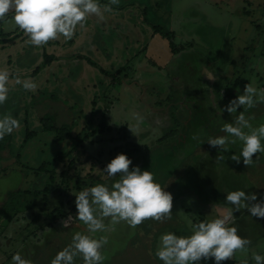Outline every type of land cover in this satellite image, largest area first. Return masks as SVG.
<instances>
[{
  "label": "rangeland",
  "instance_id": "1",
  "mask_svg": "<svg viewBox=\"0 0 264 264\" xmlns=\"http://www.w3.org/2000/svg\"><path fill=\"white\" fill-rule=\"evenodd\" d=\"M124 2H128L130 4L135 2V5L142 3L140 8L136 6H130L126 8L124 13L119 14L123 16H125V14H127V16L137 15L139 17V22L132 23L130 20L129 22L125 23L129 29L125 36L127 38L129 37V39L131 37V31H135V28H132V25L135 24L139 25V29L144 30L143 34L140 33L141 39L148 33L151 26H159L163 31L165 30L164 27L168 28L169 30L184 29L185 32L189 31L186 29L187 24H181L182 22H186V17H180V15L172 12L173 9L175 12H180L182 11V8L188 7L187 9H191V11H196L199 13L197 19L192 18L189 20V25L193 28V30H202L203 33L189 34L193 37L192 39H188L186 42H191L190 45L192 46L190 47L187 45L181 49V52L178 51L176 53L179 54L185 52V54H194V51H198L203 55V57L209 58L210 61L216 60V58L217 60L221 58L222 61L224 57H229L227 56L228 51L226 50V46L230 45L229 52L234 57L232 65L233 72L228 69L222 70L219 74H221V78L224 79L219 82L218 85H215L213 92L212 88L208 89L206 96L201 102L204 104V108H206L205 111L208 113H211L209 108L210 103L213 100L212 96H215L217 99H215L217 106H219L220 109H223L230 101L227 99L225 93H227L228 96H233V98L241 95L246 84L244 82L246 78L249 82L248 84H252V86L258 90L263 89L264 68L263 70L252 68L250 72L249 64H252L256 53L260 55L261 51L263 52L264 59V17L261 21L257 20V24L255 26H258V28L252 26L253 24L247 23L244 20L243 15H241L243 10L242 7H244L243 0H124ZM169 4L172 6L171 11L170 7L168 9ZM192 5L198 6L199 11L195 10ZM129 13L132 14L130 15ZM181 18H183L181 20L182 22L177 23V19ZM192 20H195V22H192L193 25L190 23ZM109 24L110 23L108 21L107 25ZM97 27L99 28V25H97ZM145 29H148V31L146 32ZM211 29L218 32L216 42L214 40H210L209 30ZM96 30L99 32V29ZM119 33L120 31L116 32L118 35ZM137 33L138 31L136 30L134 36ZM96 35L98 37L100 34L97 33ZM105 36L108 38V34ZM120 38H123V36ZM108 39L110 40V37ZM172 42L175 45H178L179 40L178 38L173 37ZM103 43L105 49H101V52L100 50L97 52L100 55H96L97 53L95 51H91L85 55L95 62L101 69L106 71V74H104L105 76L112 78L110 82L109 79L106 80V85L105 81L102 82V78H100L101 76L99 77L97 71L91 69L96 72L93 74V80L96 82V86L94 89H92L91 96H100L101 98L108 97L109 101L111 102V104H107L108 102H106V98L104 99L106 102L105 109L108 110V117L107 119H104V127H109L110 130L107 131L105 129L100 135L92 136L89 139L83 140L82 142H80L79 139L82 138L83 135L80 134L77 136V140H75V142H77L76 145L73 146L70 153L62 156L60 155V162L54 163L50 161L48 164H45V170L47 171L46 173H43V170L36 172L38 166L26 164V166L19 167L15 159L11 160L10 156L12 155L13 150L17 149V145L13 144L12 142L10 143V148L7 152L8 154L6 153V155L0 160V217L6 219L8 211V215L11 218L15 217V213L18 215L19 213L25 215L26 213L28 221L31 214L39 216V221L34 224L35 226L26 222L23 229H21L22 235L28 233L32 234L35 231L42 232L44 224L51 222L49 213L52 210H57L59 213L63 212L67 215L65 218H58L55 220V228H58L57 225L60 226V228H58L59 230L65 227L68 228L71 226V223L80 225L81 222L76 217L77 210L74 206L75 194L84 188L94 186L98 183L110 185L113 182V179L109 178L103 172V170L111 159H113L117 154H122L124 150L132 151L136 147V153H134L133 156H128V158L130 157L132 161L130 169L131 167L136 166L141 170L151 171L154 174L156 182L159 183L165 191H167L170 181L179 174L178 169L176 171L173 170V158H171V165L169 167H166L164 164L158 165V163H160V157L158 155L162 154L161 149L170 148V145L173 143V141L171 139H163L160 141L158 140L157 142V139L161 137L163 127L168 126L169 124L166 116L167 104L164 101L165 94L169 92L168 95L173 94V96H180V93L173 90V85L169 86L168 76L164 75L166 72L165 69L164 71H154L153 74H155V79L153 78V75L151 78L153 81H150V79H144L143 73L136 76L133 80L137 83V87L143 90V92H146V85L141 86L140 84L142 83L149 81L147 84L150 83V85L156 86H154L155 89L150 93L146 92L151 101V106H149L150 109L148 106L140 102L139 99H141V95L139 96L138 94L134 98H138L139 102L137 101L136 103H128L130 100L129 93L127 97L126 93L123 91V86L122 84H119V81H121V78H123L124 69H128L131 74L134 72V69L136 70L137 66L134 64V57L131 56L128 58L127 52H124L122 55L119 48L110 49L105 45L106 43L104 38ZM113 44L117 46L118 41L115 39V41L112 42V45ZM140 45H143L142 40ZM215 50L222 51V56L217 57V54H214ZM6 53V50L2 51V55L4 56L5 60L7 55ZM107 56H109V58L105 60ZM164 56L166 57V55ZM172 57L173 60L179 58L177 57V54H173L171 58ZM125 60L129 61L128 65L124 64L126 62ZM0 67L4 68L5 65H0ZM114 69H118L117 74L114 72ZM68 71L70 75L73 74V70ZM129 72H127V74ZM208 73L213 77L214 80L216 79V72H212L211 70L208 71ZM234 73H236L237 76H240L241 79L243 78L240 82L245 84L240 85V83H238L237 87H234L233 83L230 82ZM225 87L226 90H223ZM188 91H190V87L189 89H184V92ZM238 91L242 93L238 94ZM147 95L143 94V97ZM25 100L27 101L28 98ZM8 101L9 100H6L4 104L0 105V108L5 106ZM77 101L73 103H62L58 100V102H60L59 104L47 103L42 106L44 109L51 107V109H54V112L56 113L55 115H61L63 120L67 118L64 121L65 124H73V118L79 115L80 110H82L81 103H76ZM112 102L115 103L113 104ZM153 103H158V106L154 105L155 107H153ZM182 107L183 105H181V108ZM26 108L28 110L30 106L26 104ZM182 109H180L181 115L184 117L186 114H188V116L185 117H189L191 107H189V109ZM34 111V109H31V115L34 114ZM38 112L40 113L41 110ZM239 112H245V114H249V116H251V114L255 115L256 117L254 118L256 119L251 118L250 120L254 127L264 124V103H257L255 107L247 109L246 111L244 107H241L238 109L236 115H238ZM51 113L52 112L45 113V115L50 116ZM6 114H8L7 109H2L0 111V117H3ZM16 115L19 116V113L16 112ZM223 116L225 117L224 120L219 121L221 126H223L226 122H234V115H230L226 111H223ZM246 117L248 116L246 115ZM37 119L38 118L34 119L35 123L37 122ZM52 120L54 122L57 121L54 115L52 116ZM19 121L22 127L23 122L21 120ZM94 121L97 120H94L93 118L92 122ZM79 122H81V120ZM30 123H32V120L28 124ZM27 128H29V126ZM211 128H213V131H211ZM214 128L215 125H212L211 121L209 120V132H204L200 126H197L195 128H189L187 133L189 135H194L195 137L194 140L196 141L197 145L194 147V150L197 149L196 151H198L200 148L199 152L204 153L203 155L207 156H209V154L212 152L216 158L211 160H213V162L216 161V165H224L225 161H228V163L230 162L232 166L229 169L233 171L235 177L227 175V167H218L217 172L213 176L214 179L212 184L210 183L212 186H208L202 185L201 183L198 184V181L193 175V171H190L186 177L181 180V185H179L173 193H170L173 197L171 219L164 220L163 222L149 219L135 228H132L126 223L122 222L115 226L114 231L108 232V237L111 240L109 241L108 246L111 244L109 247L112 249V251L118 250L119 247L122 250V244L128 249L126 253L121 252L117 255L110 252L112 260L110 264H156L153 260L156 257L155 251L159 236L163 234L160 233V230L163 227L170 225L175 227V221L177 224L180 221V226L186 224V226L191 227L189 221L191 224H195L198 223V220L205 221L217 217L215 211L218 213V215H220L219 212H223V210L219 209L215 204H205L202 200V198L205 200H210L214 190L218 191L224 187H230L234 189L233 186H235L236 189L234 190L247 191L250 189L251 192L256 193L258 196L260 194H263L264 196V167H260V169L257 170L256 168L254 169L250 168L249 166H244L243 171L238 173V165H240L241 162L237 164L228 157L227 159L225 157V159L219 160L217 159V148L210 147L208 142L203 145L204 141L211 138L209 135L214 133ZM76 129H80V124H78L75 128H72V130ZM88 130L90 129H86L84 132H89ZM218 133L219 132H217V136ZM31 141L32 140L30 139L28 142ZM0 143H3V141L0 140ZM262 143H264V141H262ZM188 148L189 147L187 145L184 146V149L187 150ZM230 149H237V152L238 150L240 152L241 144L238 142L237 144L230 146ZM199 152L193 153L197 154ZM234 153L236 154V152L233 151V154ZM165 154L169 153L166 152L163 154V156ZM175 155H177V157ZM184 155V150H178V153L174 154L175 159L178 160L176 164H179L180 161H182L181 158H183ZM64 156H66L65 159ZM194 170L196 171V169ZM211 173H213V171H211ZM211 173L210 175H212ZM237 173L240 176L236 178ZM199 174L200 171L197 170V174H195V176L197 175L198 177ZM254 180L260 181L261 184L253 187L251 183ZM76 182L80 183V190L75 189L74 185ZM46 186H48L49 190L48 192L44 193L42 191ZM67 196L70 200L69 204H65ZM238 213L239 212H236V214ZM261 219L264 221V218ZM72 233L73 232L69 231L67 237L68 239H66V237L62 238L63 240L61 242L63 243L62 245H64L63 247H66L70 244V235ZM51 235L52 233H47L37 243V245H34L30 242H34L35 238L29 236L26 238L27 244L30 245L29 247H33V249H35V246L41 248L43 239H49L46 236ZM57 235L58 234H53L50 239L55 238ZM9 239L12 244L14 239L12 237H9ZM59 240H61V238ZM56 243L57 242L54 244ZM53 247L55 248V246ZM257 247L263 248L264 240L258 244ZM119 255H126L127 257ZM150 258L154 259L150 260ZM11 264H13L12 260Z\"/></svg>",
  "mask_w": 264,
  "mask_h": 264
},
{
  "label": "crops",
  "instance_id": "2",
  "mask_svg": "<svg viewBox=\"0 0 264 264\" xmlns=\"http://www.w3.org/2000/svg\"><path fill=\"white\" fill-rule=\"evenodd\" d=\"M243 1H244L243 2L244 7H242L243 10L241 12V15H243L244 20L247 23L253 24L252 26H255L257 24L256 23L257 20L261 21L262 18L264 17V0H243ZM98 2L102 10L105 5H109V0H98ZM130 6L131 7L136 6L140 8L142 6V3H138L137 5H135V2H132L130 4L128 2H124V0H121L119 1L118 5H113V6L111 5L112 11L103 12V18L97 17L95 15L89 16L88 19L85 21L83 27L80 26L77 27L75 34L71 40L65 41L64 38L61 37L58 40L49 41L48 44L42 47H34L31 44L26 43L28 38L12 22L11 16L13 14L11 12L8 14L5 20L0 21V42H1L0 65H5V67L10 72L9 85H8L9 93L7 99L9 101L6 104L7 111L8 114L10 113L14 118L21 120L23 122L21 128L14 130L11 134H9L12 137L10 142L17 145V149L13 150L10 158L11 160L15 159L19 167L26 166V164L32 166L33 165L39 166L41 164L42 165L48 164L50 161L54 163L60 162V159H58V157L60 156L58 155L62 156L68 154L69 151L76 144L75 139H77V136H79L80 134L83 135L84 133H88V132H84V130L86 129H90L88 131L91 132L101 122H105L104 119H107L108 110L105 109L106 106L105 103L108 102L107 104H111L109 98L105 97L106 98L105 99L104 97L101 98L100 96H96V97L91 96V91L96 86V82L93 80V74L96 72H94L93 70L97 71L99 77L101 76L100 78H102V82L105 81L106 85H107L106 80L109 79L110 82L112 78L109 76L108 77L105 76L104 74H106V71L101 69L95 62H93L85 55L91 51H95L97 53L99 52V50L101 52V49L102 50L105 49L103 38L106 43L105 45L108 46L110 49L119 48L122 55L124 54V52H127L128 58L131 56L134 57L135 60L134 64L135 66H137L136 70L134 69V72L131 74V72H129L128 69H124V73H123L124 75L123 78H121L122 82L119 81L120 82L119 84H122L123 91L124 93H126L127 97L129 93L130 100L128 103L130 102L136 103L138 101V98H134V97L138 94L139 96L141 95L140 97L141 99H139L141 103H143L148 107L151 106L150 97L147 95V93L153 91L155 89L154 88L155 85H150V83L147 84L149 81L140 84L141 86L146 85L145 88L147 92L146 93L145 91L143 92V90L137 87L138 85L133 79L139 74L144 73L143 74L144 79H150V81H153L151 79L152 75L153 78L155 77V74H153V72L164 71L165 69L166 72L164 75L168 76L169 86L170 85L179 86L180 83H178V81L180 80L182 81V85H183V80L187 79L189 76L191 77L190 81H194V84H196L194 85V87L190 89L189 92H184L180 97H178L179 99L177 98L175 100L170 98L171 101L169 102V104L171 103L176 104L178 110L176 109L175 112L181 115L180 109L182 108L189 109L190 107L189 102H191V104L199 101L202 102V99L206 96L209 88H212V92L214 91L213 88L215 87V85L216 84L218 85V83L224 79L221 78L220 76L221 74H219L221 73L222 70L228 69L233 72L232 65H233L234 57L229 52L230 45L226 46V50L228 51L227 56L229 57H224L222 61L221 58H219L218 60L216 58V60L210 61L209 58L203 57V55L198 51H194V54L191 53L185 54V52L179 54L176 53L178 51L181 52V49L187 45L190 47L192 46L190 45L191 42L189 41L188 43L186 42L188 39H192L193 37L192 35L189 34L203 33L202 30L199 31L193 30V28L189 25L190 19L192 18L197 19V17L199 16L198 12L191 11V9H187L188 7L182 8V11L180 12H175L174 9L172 10L173 13L180 15V17L181 16L186 17V22L181 21L183 18L177 19L176 22L177 23L182 22L181 24L183 23L187 24L186 29L189 30L187 32H185L184 29L169 30L168 28L165 27H164L165 30L163 31L159 26H151L149 31L148 29H145V31L146 32L148 31V33L144 35V37L141 39L140 33L143 34L144 30L139 29L140 28L139 25L135 24L132 25V28L133 29L135 28V31H131V37L129 39V37L127 38L125 36V34H127V32L129 31L125 23L129 22L130 20L132 21V23L139 22V17L137 15L136 16L131 15L132 13L131 14L129 13L131 16H127V14L123 16L119 14L124 13L126 8ZM169 7L171 11L172 6H170V4L168 6V9ZM192 7L195 10L199 11L198 6L192 5ZM108 21L110 23L109 25H107ZM192 22H195V20L190 21V23L193 25ZM97 25H99V28L97 27ZM154 27L157 28L158 31H155L153 29ZM255 27L258 28V26ZM96 29H99V32H97ZM136 30L138 31V33L134 36ZM117 31H120L119 35L116 34ZM97 33L100 34L98 35V37L96 35ZM107 34H108V38L110 37V40L107 38V36H105ZM121 36H123V38H120ZM173 37L178 38L179 40L178 45H175L172 42ZM209 37L210 40H214L216 42V39L218 37V32L214 31L213 29L209 30ZM115 39L118 41L117 46H115L114 44L112 45V42H114ZM141 40L143 41V45H140ZM3 50H6L7 52L6 60L2 55ZM173 54H177V57L179 58L173 60V57L171 58ZM214 54H217V57L219 56L221 57L222 51L215 50ZM96 55H100V54L97 53ZM164 55H166V57ZM108 58L109 56H107L105 60H107ZM185 61H187L188 63ZM128 63L129 61L127 60L124 64L128 65ZM252 68L253 69L258 68L260 70H263L264 59H263L262 51L260 55L256 53V56L254 57L252 64H249L250 72ZM118 69H114V72H116V74ZM68 70H73V74L70 75L68 73L69 72ZM211 70L212 72L217 73V77L215 80L208 73V71ZM127 72L129 73L127 74ZM235 74L236 73H234L233 78L230 80V82L233 83L234 87L235 86L237 87V83L233 82L235 79ZM17 79H19L21 82H23L24 80L31 79L33 82L37 84V88L35 89V91L25 90L22 86V83L20 84L16 83ZM242 79L240 78V81ZM244 82L246 84L249 83L247 81V78L245 79ZM245 83L240 82V85ZM226 87L223 90H226ZM168 93L165 94L164 98L168 96ZM239 93L242 92L238 91V94ZM143 94L144 95L146 94L147 96L143 97ZM225 94L227 99L230 98L227 95V93ZM26 98H28L27 101L25 100ZM104 99L106 100V102ZM58 100L61 101L62 103H69V102L73 103L78 100L76 103H81L82 110H80L79 115L73 118L74 123L68 130L67 133L68 136L60 140L59 139L54 140V135H55L54 133L43 132L41 130V125L39 120L40 118L43 117L52 119V116L54 115V117L57 120L55 121V124L57 126L62 123L65 124L64 121L67 118L63 120L61 115H55L56 113L54 112V109H51V107L44 109L42 106L47 103L59 104L60 102H58ZM228 100H232V99H228ZM212 101L210 103V108H209V111L211 113L205 111L206 108H204V113L201 115V118L199 119L195 127L200 126L201 128H207L208 126H206L204 122L207 120L209 125V120H210L211 124L215 125L214 133L211 135V138H216L218 136L226 135V133L225 134L222 133L221 129L223 126H221L219 122V121H223L225 117L223 116V112H220V107L217 106L216 102L214 104ZM112 103L114 104L115 102ZM26 104L30 106L28 110L26 108ZM154 105L158 106L156 103H153V107H155ZM181 105H183L182 108ZM201 106H204V104H202ZM3 107L0 108V111L4 109ZM31 109L35 110L34 114L32 115H31ZM191 109H194V106L191 107ZM37 110L38 111L41 110V112L39 113ZM16 112L19 113V116L16 115ZM49 112H52L51 115L46 116L45 113H49ZM167 113H168V109L166 110V116L167 119H169ZM233 115L235 117L236 113ZM245 115H247L250 118L256 117L253 114H251V116H249V114H245ZM185 116H188V114H186ZM189 116H191V112ZM35 118H38L36 120L37 121L36 123L34 121ZM93 118L94 120L97 121L92 122ZM31 120L32 123L28 124ZM80 120L81 122H79ZM188 120L189 119H186L185 122H187ZM78 124H80V129L72 130V128H75ZM28 126L29 128H27ZM165 127L167 126H164L163 128ZM211 131H213V128H211ZM29 132L33 133V138L31 139L32 141L28 142L30 141V139H28L26 142L23 143L26 134ZM217 132H219L218 136H217ZM237 149H235L234 152L238 153L239 151L237 152ZM65 157L66 156H64V159ZM238 166H239L238 173L242 172L244 169L243 159H241V163ZM249 167L254 169L256 168L257 170H259L260 167H264V163L262 161L259 162L253 159V163ZM195 169L196 171L195 170L194 171L197 174V170L199 171V166H197ZM198 177H200V174L198 175ZM233 187L234 189H236L235 186ZM226 188H229L231 191H235L230 187H226ZM226 188L224 187L219 190L222 197L221 200L217 199L215 201L214 199L215 197H213L212 194L211 199L213 200L209 205L215 204L216 206H218L219 209H222L223 211L226 210L227 208H231L232 206L226 205L225 198H223L225 197L227 192H229V191H225ZM261 196H263V194H260V196H258L257 199L258 201L260 200ZM66 200H68V204H69L70 200L68 196ZM8 212L6 219L0 217V254H2L0 255V264H11V260H12L11 257L16 253H20L24 258L31 260L32 264H50L51 259L54 258L56 253L64 248L63 247L64 245H62L63 243L61 242L63 240L62 238L66 237V239H68L67 237L69 231L74 233L76 231L82 230V228L84 227L82 223L80 225H76V223H71V226H69L68 228L65 227L59 230L58 228H60V226L57 225L58 228H55L56 222L51 221L50 223L44 224L42 232L35 231L32 234L28 233L30 235L28 234L22 235L21 229H23L26 222H29L30 219L29 221L27 220L28 218L26 213L25 215H23L22 213H19V215L15 213L14 214L15 217L11 218L8 215ZM245 213H248L247 210L245 211ZM215 214L216 216H218V213L216 211ZM233 214L235 216V224L230 226H235L237 228L238 235L243 237L239 231H247L250 229L251 230L257 229V230L253 236H251V234L244 236V238H247L250 241V244L247 246V251L245 252L238 251L234 254L231 260H226L223 262H228L231 264H245V262L246 264H255V260L253 259L254 254H260L264 256V247L263 248L257 247V245L264 240V225L260 224L257 226L255 224H251L247 222H239L242 221L241 215L236 214V212H234ZM105 223H107V221H105ZM175 223H176L175 227H172L173 225L165 226L160 230V233L172 232L180 236H187L191 234L190 226H186V224L180 226V221L178 224L176 221ZM178 228L180 229V231ZM47 233H52V235L53 234H58V235L53 239H50L52 235L46 236L49 239H43L41 248L35 246V249H33V247L31 248L29 247L30 245L27 244V239H26L27 237L30 236L32 238H35L34 242L33 241L30 242L33 243L34 245H37V243ZM72 234L70 235V243H71ZM100 235L109 236V233H97V237H99ZM9 237H12L14 239L12 244L10 242ZM60 238L61 240H59ZM109 241L111 240L108 237V243L105 245L104 249L102 250L103 254L106 257V259L103 261V264H110V262L112 261L111 253L117 255L121 252L126 253L128 251V249L125 248L123 244L121 245V247H123L122 250L119 247L118 250L112 251V249L109 247L111 244L108 246ZM55 242L57 243L54 244ZM53 246H55V248ZM119 256L127 257L126 255H119ZM151 259L154 258H150V260ZM153 261H155L156 264H162V261H160L157 257H155ZM75 264H83L82 259L80 257H76ZM199 264H214V261L212 259H209L207 261L201 260Z\"/></svg>",
  "mask_w": 264,
  "mask_h": 264
},
{
  "label": "clouds",
  "instance_id": "3",
  "mask_svg": "<svg viewBox=\"0 0 264 264\" xmlns=\"http://www.w3.org/2000/svg\"><path fill=\"white\" fill-rule=\"evenodd\" d=\"M118 3L119 0H109V5L102 10L98 0H0V21L11 12L12 22L28 38L26 43L42 47L61 37L71 40L77 27H83L89 16L103 18V12L112 11L111 5ZM9 77V70L0 68V105L8 99ZM16 83H22L29 91L37 88L31 79L23 82L17 79ZM212 99L215 104L214 96ZM257 103H264V89L245 84L243 93L230 100L220 112L233 115L241 107L246 111ZM250 120L245 112H239L234 122L223 125L221 131L226 135L209 138L208 145L218 149V159L223 160V153L238 142L241 144L239 155L234 153L230 157L237 164L242 158L245 167L251 166L257 153L264 154V124L254 127ZM20 127V121L10 113L0 117V140ZM130 165L132 161L127 155L117 154L103 170L113 179L110 185L98 183L75 194L76 217L84 227L72 234L71 243L58 251L50 264H75L76 257L83 264H103L106 257L102 250L108 236L97 237V233L114 231L122 222L135 228L149 219L160 222L171 219L172 195L156 182L151 171L136 166L130 169ZM225 201L232 207L217 217L195 224L189 221L190 235L161 234L155 255L162 264H199L209 259L221 264L231 260L236 252L247 251L250 241L238 235L235 226H230L235 224L233 213L243 209L257 219L264 218V196L258 201L256 193L235 190L227 192ZM11 259L13 264H32L20 253ZM253 259L255 264H264V256L260 254H254Z\"/></svg>",
  "mask_w": 264,
  "mask_h": 264
},
{
  "label": "trees",
  "instance_id": "4",
  "mask_svg": "<svg viewBox=\"0 0 264 264\" xmlns=\"http://www.w3.org/2000/svg\"><path fill=\"white\" fill-rule=\"evenodd\" d=\"M153 29L155 31H158V29L155 28V27ZM233 82L234 83H237V84L240 83V76H237L235 74V79H234ZM178 97H180V96H175V95L173 96V94H172V95H168V96H166L164 98V101L167 104L166 110L168 109V113L167 114H168V118H169L168 119L169 120V124H168L167 127H165V128L162 129V135H161V137H159L157 139V142H158V140L160 141V140H163V139H171L173 141V143H171V145H170V148H167V149L162 148L161 149L162 154L161 155H158L160 157L159 158L160 163H158V165L164 164L166 167H169L171 165V158H173V164H172V166L174 167L173 170L176 171L178 169V172H179L178 176H176L175 178H173V180H171L170 183L168 184L167 192L169 191V193H173L174 190L179 185H181V180L184 179L186 177V175L190 171H193V175H194L195 179L198 181V184L201 183L202 185H208V186L212 184V181L214 179L213 176L217 172V168L218 167H227V169H228L227 175H230L232 177H235V175L233 174V171H231L229 169L232 166V164H230V162L228 163V161H225L226 164L224 163V165H219V164L216 165L215 164L216 161L213 162V160H211V159L216 158L215 155L212 152L210 153L209 151H207V152L210 153L209 156H207V155H203L204 153H200L199 152L200 151V148H199L198 151H196L197 149L194 150V147L197 145V143L194 140V135H189L187 133V131H188L189 128H193V127L195 128L197 122L201 118V115H202V113L204 111L201 112V110H200V107L201 106H195V108L193 110L194 112H191V116H189V117H183L182 115L177 114L175 112L176 109H177V105L176 104H172V103L169 104V102L171 101L170 98L176 100ZM229 97L230 98H228V99H233V96H229ZM156 104L158 105V103H156ZM4 107L5 108L3 110H6L7 109V105H5ZM199 114H201V115H199ZM186 119H189V120L187 122H185ZM39 122H40V125H41V130L43 132H51V133H54L55 134L54 135V140H57V139L60 140L62 138L67 137L68 136V134H67L68 133V130L72 126V124H63V123L62 124H59L57 126L52 119H48L46 117L40 118ZM105 129L107 131L110 130L109 127H106V128L104 127V122H101L91 132L84 133L83 136H82V138L79 139V141L82 142L83 140L89 139L92 136L100 135ZM209 137H211V134L209 135ZM11 138L12 137L10 135H6L2 139L3 143H0V160L8 152V150L10 148ZM32 138H33V133H31V132L27 133L26 136H25V138H24V140H23V143L26 142L28 139H32ZM75 140H77V139H75ZM207 142H208V140L204 141L203 142V145L206 144ZM179 143H181V144H179ZM185 145H187L189 147L187 150L184 149V146ZM163 149H164V151H163ZM178 150H184L185 155H184L183 158H181L182 161H180L179 164H176V162L178 160L175 159L174 154L175 153H178ZM71 151L72 150H70L69 153ZM136 151L137 150H136V147H135L134 150H132V151H128V150L125 151L124 150L122 152V154L127 155V157L129 155H132L133 156V154L136 153ZM233 151L234 150L229 149V151L223 153L224 159H225V157H226V159H227V157L230 159L231 155H233ZM166 152L169 153V154H165L163 156V154L166 153ZM193 152H199V153L195 154ZM191 153H192V155H191ZM236 154L239 155V152L236 153ZM168 155H170V156H168ZM177 155H175V156L177 157ZM58 156H60V155H58ZM58 159H61V157H58ZM129 159L131 160L130 157H129ZM253 159L256 160V161H259V162L262 161L264 163V154L257 153L253 157ZM197 166H199V171H200V174H201L200 177H199V180H198L197 175L195 176L196 173L194 171V169ZM40 170H43V173H46L47 172L45 170V164L39 165L38 168L36 169V172H38ZM211 171H213V173H211ZM210 173L212 175H210ZM238 176H240V175L237 173L236 178ZM251 184L253 185V187H255V186L260 185L261 182L254 180V181H252ZM74 187L76 189H79L80 188V183L76 182L75 185H74ZM252 189H254V188H252ZM48 190H49V188H48V186H46V187H44V189H43L42 192L45 193V192H48ZM225 191H231V190L229 188H226ZM213 192L212 193H213V197H215L214 198L215 201L217 199L218 200H221L222 199L221 194H219V190L218 191L214 190ZM246 192L247 193H254V192H251L250 189L247 190ZM223 198H225V197H223ZM257 199H258V196H257ZM202 200H203V202L205 204H210L213 199L205 200V199L202 198ZM67 203H68V200H66V204ZM69 203H70V201H69ZM226 205H230V204H227L226 203ZM74 206H75V204H74ZM245 211L246 210H243L242 213H241V211L238 213L239 215H241V220H242V221H239V222H247V223L255 224L257 226L260 225V224L261 225H264L263 224L264 221L262 219H257L256 217L251 216L249 213H245ZM49 214H50L51 221H55L58 218L60 219V218L67 217L66 214H64L63 212L62 213H59L57 210H54V211L52 210V211H50ZM38 221H39V216L38 215H35V214H31L30 215V221L28 222V224H30V225L33 224L34 225ZM202 221L203 220H198V223L199 222H202ZM256 230L257 229H252V230L250 229V230H247V231H239V232H240V234L243 237L245 235H249V234H251V236H253L254 233H256ZM221 264H231V263L221 262Z\"/></svg>",
  "mask_w": 264,
  "mask_h": 264
},
{
  "label": "flooded vegetation",
  "instance_id": "5",
  "mask_svg": "<svg viewBox=\"0 0 264 264\" xmlns=\"http://www.w3.org/2000/svg\"><path fill=\"white\" fill-rule=\"evenodd\" d=\"M199 61V60H198ZM185 62H187V61H185ZM188 63V62H187ZM190 73V72H189ZM190 79H191V77L189 76L187 79H185V80H183V85H182V81L180 80V81H178V83H180L179 84V86H177V85H173V90L174 91H177L178 93H180V96L184 93V89L186 88V89H189V87H190V89H191V87H194V85H196V84H194V81H190ZM188 81V82H187ZM170 86H172V85H170ZM189 92V91H188ZM183 99V98H182ZM193 103V102H192ZM189 104H190V107H193L194 106V108H195V106H201L202 105V103H201V101H199V102H195V103H193V104H191V102H189ZM178 110V109H177ZM194 109H191V112H194L193 111ZM200 110H201V112H203L204 111V106H201L200 107ZM204 113V112H203ZM202 113V114H203ZM199 115H201V114H199ZM205 124H206V126H208L207 128H202V131H204V132H209L208 131V128H209V125H208V121L206 120L205 122H204Z\"/></svg>",
  "mask_w": 264,
  "mask_h": 264
}]
</instances>
